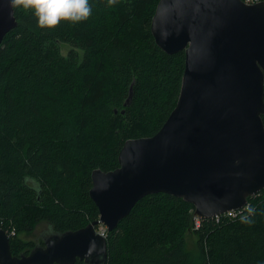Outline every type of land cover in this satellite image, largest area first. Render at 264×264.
<instances>
[{"label":"trees","instance_id":"1","mask_svg":"<svg viewBox=\"0 0 264 264\" xmlns=\"http://www.w3.org/2000/svg\"><path fill=\"white\" fill-rule=\"evenodd\" d=\"M158 1L89 0L86 20L52 28L15 1L0 43V228L13 232L12 255L97 220L91 172L118 167L124 142L155 134L174 108L185 54L155 44ZM193 211L166 193L142 197L107 231L103 264H264V188L234 215L196 226Z\"/></svg>","mask_w":264,"mask_h":264},{"label":"water","instance_id":"2","mask_svg":"<svg viewBox=\"0 0 264 264\" xmlns=\"http://www.w3.org/2000/svg\"><path fill=\"white\" fill-rule=\"evenodd\" d=\"M15 1L0 0V43L17 24ZM150 32L165 53L185 54L174 108L155 134L124 142L118 167L91 172L97 220L19 256L0 228V264H103L107 241L95 227L115 229L146 195L182 198L206 219L264 188V0H159Z\"/></svg>","mask_w":264,"mask_h":264},{"label":"clouds","instance_id":"3","mask_svg":"<svg viewBox=\"0 0 264 264\" xmlns=\"http://www.w3.org/2000/svg\"><path fill=\"white\" fill-rule=\"evenodd\" d=\"M25 8L30 9L40 27L52 28L62 20L77 23L86 20L92 12L89 0H18ZM252 210L249 209V212ZM250 223L247 217H241Z\"/></svg>","mask_w":264,"mask_h":264},{"label":"rangeland","instance_id":"4","mask_svg":"<svg viewBox=\"0 0 264 264\" xmlns=\"http://www.w3.org/2000/svg\"><path fill=\"white\" fill-rule=\"evenodd\" d=\"M259 1H261V0H259ZM62 48H63V52H65L66 49L68 48V46L67 45H63ZM196 220H195V223H196ZM45 228H46V224L45 223L39 224V225H37V227L35 228V230L33 231V233L30 236H28V237L24 236V238H30V239H33L34 241H36L38 237L42 236L43 230ZM48 234L49 233H46V236ZM187 240L189 242H192L191 245L189 244L192 247L193 246V242L195 241V237L192 236V235H188L187 236Z\"/></svg>","mask_w":264,"mask_h":264},{"label":"built area","instance_id":"5","mask_svg":"<svg viewBox=\"0 0 264 264\" xmlns=\"http://www.w3.org/2000/svg\"><path fill=\"white\" fill-rule=\"evenodd\" d=\"M245 3H248V4H252V3H255V2H259V0H243ZM262 1V0H261ZM246 206V205H245ZM244 206V207H245ZM244 207H242V208H244ZM242 208H240V209H242ZM240 209H238V210H240ZM236 210H232V211H227V212H225V213H223V214H226V215H234V212H235ZM221 215V214H220ZM217 216H219V215H217ZM216 217V216H215ZM197 219V218H196ZM199 220L200 219H197L196 220V226H198V224H199ZM95 232L97 233V234H99L100 236H102V237H106V234H107V229H106V226L105 225H103L102 223H99L96 227H95ZM9 233V235H11V234H13V232H8Z\"/></svg>","mask_w":264,"mask_h":264},{"label":"flooded vegetation","instance_id":"6","mask_svg":"<svg viewBox=\"0 0 264 264\" xmlns=\"http://www.w3.org/2000/svg\"><path fill=\"white\" fill-rule=\"evenodd\" d=\"M45 238H46V237H45ZM45 238H43V240H44Z\"/></svg>","mask_w":264,"mask_h":264}]
</instances>
